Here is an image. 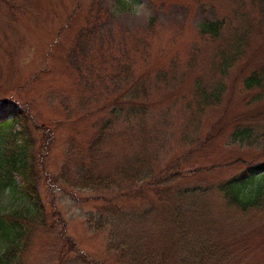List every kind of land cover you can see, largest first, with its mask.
<instances>
[{
  "label": "rangeland",
  "instance_id": "374dc122",
  "mask_svg": "<svg viewBox=\"0 0 264 264\" xmlns=\"http://www.w3.org/2000/svg\"><path fill=\"white\" fill-rule=\"evenodd\" d=\"M241 20L254 25L255 32L242 59L223 75L218 52L230 34L224 30L213 39L203 26L220 21L235 27ZM260 69L264 10L251 6V0H0V106L9 102L27 114L46 222L25 245L16 233L0 227V264H84L82 258L123 264L106 249L107 230L94 229L86 215L115 203L134 207L141 199L118 196L115 187L77 186L73 180L80 163L94 175L114 176L116 164L137 154L136 140L117 137L124 124L118 123L115 131L111 104L115 93L141 79L153 103L146 126L157 136L154 166L177 160L183 174L165 188L223 182L243 170L237 160L264 164V91L254 99L259 91H247L243 84ZM197 84L208 93L219 90L220 100L201 111ZM108 119V135L97 143ZM237 122L253 126L260 134L257 144L231 142ZM19 131L20 125L10 120L0 127V154L18 150ZM3 166L0 216L25 215L30 204L20 195V179L15 176L9 184ZM152 193L147 194L151 202L164 197ZM204 203L197 224L185 229L179 254L186 258L187 249L198 256L203 252L202 264H264V211L226 208L216 194L207 195ZM186 216L189 221L191 213ZM151 219L150 224L161 225V233L153 228L163 240L156 244L166 245L171 223L167 217ZM61 228L76 245L62 259ZM15 242L13 256H5ZM186 263L201 264L190 258L170 264Z\"/></svg>",
  "mask_w": 264,
  "mask_h": 264
},
{
  "label": "trees",
  "instance_id": "16d2710c",
  "mask_svg": "<svg viewBox=\"0 0 264 264\" xmlns=\"http://www.w3.org/2000/svg\"><path fill=\"white\" fill-rule=\"evenodd\" d=\"M251 6L264 10V0H251ZM244 21H239L235 27L220 21L203 26V31L210 34L213 39L221 38L224 32L230 34L218 52V67L223 75L236 61L242 59L244 48L250 42L255 26ZM243 84L247 91H259L254 99L262 98L264 69L252 72L244 79ZM200 85L197 84L195 87L201 97L202 105L200 108L203 111V109L220 100V91L212 90L208 93L206 90L202 91ZM152 104L145 81L142 79L124 91L115 93L113 104H111L115 131L118 123L124 124V129L122 128L124 132L117 137L128 141L136 140V144H139L137 145L138 152L131 154L125 163L116 164L114 176L98 173L94 175L92 170H84L86 167L80 163L75 167L73 183L77 186L81 184V187L88 185L104 189L115 187L118 196H132L133 199H141L140 204H136L134 207L115 203V205L111 204L97 209L95 214L86 215L87 223H91V226L94 225V229L107 230L106 249L119 262L123 264H170L172 261L183 263L186 258H190V260H196L202 264L205 261L202 256L203 252H200V256L196 252V256L193 251L187 249L186 258L179 254V248L182 246L180 241L187 237L185 235L186 227L190 228L194 221L197 224L198 216L205 209V197L211 194L219 196L226 208L235 209L242 213L253 210L264 211V164H246L237 160L235 165L241 163L244 165L243 170L235 177L223 182L192 188H175L174 191L172 188H165L166 185L175 184L183 174L177 160L167 163L161 168L154 166L156 150L152 146L157 142V136L154 129L149 130L146 126ZM9 120L20 125L18 136L22 139V144L17 151L16 148L7 149L0 154V164L4 165L3 178H6L9 184L13 182L15 176L20 179V195L29 202L30 207L25 215L18 211L1 215L0 227L16 233L17 241L25 245L35 232L46 227L39 191L41 168L39 163H35L36 157L31 149L30 130L26 123L27 114L9 102H5L0 106V127ZM109 122L110 119L103 122L96 136L97 143H101L107 137L108 130L111 128ZM235 125L229 136L232 143L239 146H253L258 143L260 134L255 133L251 124L237 122ZM90 149L91 147L85 154L87 157L91 153ZM148 152H150L151 157L147 156ZM97 155L98 151L94 153V156L92 153L93 158H96ZM149 192L164 197H159L157 200L155 199L156 201L151 202L147 195ZM159 212L161 215H158ZM189 213H191V217L189 221H185L186 215ZM161 216L167 217L172 225L171 230L168 229L166 234L162 233L167 235L169 240L171 239L164 246H162L163 244H156V239L163 241L159 237L161 234L155 235V231L161 233L160 230H157L161 225L150 224L153 221L151 218L155 217L160 220ZM147 222L148 225L145 227ZM153 228L156 230L153 231ZM63 232L64 230L61 228L59 235L63 240L65 251L61 253L60 259L69 252L76 251V245L70 238L65 237ZM18 242L13 243L14 246H11L9 252H5L4 255L12 257ZM180 249L182 251V247ZM81 263L94 264L86 262L83 258Z\"/></svg>",
  "mask_w": 264,
  "mask_h": 264
}]
</instances>
